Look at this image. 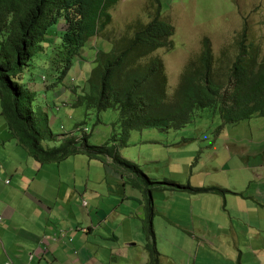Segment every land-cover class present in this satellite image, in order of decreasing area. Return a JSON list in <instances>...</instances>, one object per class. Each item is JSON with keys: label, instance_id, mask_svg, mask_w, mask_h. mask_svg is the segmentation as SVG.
<instances>
[{"label": "rangeland", "instance_id": "obj_1", "mask_svg": "<svg viewBox=\"0 0 264 264\" xmlns=\"http://www.w3.org/2000/svg\"><path fill=\"white\" fill-rule=\"evenodd\" d=\"M159 1L161 18L169 22L174 31L169 37L171 46L155 50L150 57H157L162 62L168 93L176 88L185 66L199 56L204 37L209 38L216 62L224 65H230L235 59L239 39H244L246 47L254 44L255 53L264 55V0ZM157 4V0H120L110 8L111 23L86 42L61 79L58 71L51 68V46L34 53L16 79L30 84L34 91V107L47 108L51 119L49 126L56 136L42 140L43 146L58 144L61 134L73 132L76 125L86 127L90 144L111 141L122 157L139 165L156 181L151 190L152 225L160 264H225L216 252L210 249L202 252V248L197 250V247L201 234L215 229L220 216L222 219L233 212L230 206L233 196L199 193L187 187L216 186L229 190L245 186L250 172H257L264 164V116L254 115L237 123H224L216 109L206 107L197 109L190 122L181 128L131 130L127 139H123L116 110L106 109L97 114L84 106L71 105L75 96L73 90L81 92L86 88L85 81L95 66L96 50H109L108 38L128 36L150 21ZM54 36L53 49L60 41L58 32ZM147 60L148 57L144 59ZM5 123L0 115L1 133H4ZM21 147L20 144L22 157L9 152L12 153L7 174L10 179L17 166L29 177L40 168L39 173L47 181H56L60 176L71 182L75 176L87 190L83 198L89 204L87 209L94 222L98 209L105 214L111 213L108 222L118 227L120 245L124 240L133 244L130 260L122 255L121 264L147 261L141 229L142 207L147 194L128 179L124 183L117 175L116 164L78 154L59 163L35 164L38 168L34 171L30 165L35 163L33 158H29ZM18 158L20 162L17 163ZM74 168L77 175H73ZM46 169L51 170L44 173ZM114 218L118 219L115 221ZM98 233L95 236L100 239V235L105 234L103 227ZM198 234L199 239L193 238L195 242H191L190 239Z\"/></svg>", "mask_w": 264, "mask_h": 264}, {"label": "trees", "instance_id": "obj_2", "mask_svg": "<svg viewBox=\"0 0 264 264\" xmlns=\"http://www.w3.org/2000/svg\"><path fill=\"white\" fill-rule=\"evenodd\" d=\"M119 1L0 0V115L9 136L40 165L59 163L78 154L111 160L124 182L128 179L134 187L142 188L147 194L142 219L147 254L144 264H160L152 225L151 190L156 181L139 165L122 157L111 141L90 144L87 132H82L79 125L75 126L77 131L81 130L79 134L74 129L61 134L58 144L43 146L42 140L56 136L49 126L47 108L34 107V91L16 79L32 55L47 46L52 48L51 68L58 71L59 79L64 77L86 42L111 23L110 8ZM157 1L150 21L128 36L108 38L109 50H96L95 66L85 81L86 88L78 92L72 87L75 96L71 105L84 106L97 114L106 109L116 110L123 139L131 130L181 128L197 109L206 107L216 109L224 123L264 116V55L255 53L252 43L246 47L244 39L237 40L235 59L224 65L216 62L209 38L204 37L199 56L185 66L176 88L168 93L162 62L150 54L171 46L169 37L174 28L161 18ZM56 32L60 41L53 49ZM146 57L148 60L144 61ZM187 188L199 193L230 192L216 186Z\"/></svg>", "mask_w": 264, "mask_h": 264}, {"label": "crops", "instance_id": "obj_3", "mask_svg": "<svg viewBox=\"0 0 264 264\" xmlns=\"http://www.w3.org/2000/svg\"><path fill=\"white\" fill-rule=\"evenodd\" d=\"M23 85L31 90L29 83ZM19 148L18 141L4 127V133L0 132V264H121L122 255L130 260L133 244L124 240L120 245L118 227L108 222L111 213L98 209L94 222L87 209L89 204L82 203L87 190L75 176L71 182L60 176L56 181L44 180L35 165L39 163L33 159L31 168L37 170L31 177L17 166L10 179L9 157L12 153L22 157ZM75 168L73 175H77ZM229 191L233 212L222 219L220 216L215 229L201 234L200 239L198 234L190 240L194 243L198 237L197 250L210 249L225 264H264V164L257 172H250L245 186ZM225 204L228 206L227 200ZM101 227L105 234L100 240L95 235ZM60 231L64 236L59 235Z\"/></svg>", "mask_w": 264, "mask_h": 264}, {"label": "built area", "instance_id": "obj_4", "mask_svg": "<svg viewBox=\"0 0 264 264\" xmlns=\"http://www.w3.org/2000/svg\"><path fill=\"white\" fill-rule=\"evenodd\" d=\"M80 129H81V128H80ZM82 132H87V128L84 127ZM6 182H8V180H6ZM82 203H83L84 206L86 205V201H85V200H83ZM0 220H1V216H0ZM83 230L86 231L85 228H84ZM64 234H65L64 231H60V233H59L60 236H64ZM6 264H8V263H6Z\"/></svg>", "mask_w": 264, "mask_h": 264}]
</instances>
